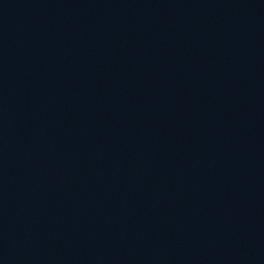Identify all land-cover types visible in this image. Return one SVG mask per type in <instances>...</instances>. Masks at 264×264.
<instances>
[{"label":"water","instance_id":"95a60500","mask_svg":"<svg viewBox=\"0 0 264 264\" xmlns=\"http://www.w3.org/2000/svg\"><path fill=\"white\" fill-rule=\"evenodd\" d=\"M23 264H264V0H122Z\"/></svg>","mask_w":264,"mask_h":264}]
</instances>
